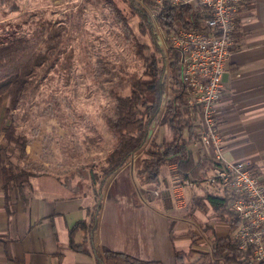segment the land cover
Here are the masks:
<instances>
[{
  "label": "trees",
  "instance_id": "obj_1",
  "mask_svg": "<svg viewBox=\"0 0 264 264\" xmlns=\"http://www.w3.org/2000/svg\"><path fill=\"white\" fill-rule=\"evenodd\" d=\"M86 3L103 11V18L121 42L129 46L132 64L110 59L98 48L90 51L85 46H82L80 59L74 56L72 42L78 37L75 21L81 22L80 30L83 31ZM146 6L154 9L153 0H82L66 7L68 11L63 13V21L52 23L39 18L32 23L8 21L0 24V98L7 97L5 112L10 120L3 130L6 146L17 148L22 156H28L27 147L35 139L27 137L25 130L19 127L30 120L31 112H43L38 113L42 117H63L68 127L79 128L86 123L84 113L76 110L66 91L75 63H81L86 74L112 103L103 121L114 142L105 152L99 171L91 170L89 175L94 204L86 210L87 219L69 231L71 248L87 253L88 246L95 264H162L106 248L98 253L94 246L106 181L144 146H147L145 158L137 171L142 185H159L161 171L174 164L180 180H190L197 187L205 188L204 196L193 200L192 207L205 212L211 209L216 220L227 224L232 231L238 225L228 209V192L220 186L214 190L206 186L207 177L213 168L220 166L219 163L208 157L196 159L190 148L199 137L189 115L196 109L187 105L179 54L172 49L164 54L155 27L156 23L166 34L179 28L201 29L205 17L200 7L164 4L155 11L153 21ZM132 18L136 19L135 27L130 23ZM55 79L62 84H57ZM154 124L164 128L159 141L156 136L149 138ZM35 132L33 130V134ZM83 143L88 152L98 147V143L87 136ZM1 167L5 186L17 179L15 166L7 159L1 162ZM78 231L83 232L81 246L73 241ZM194 256L197 259L190 262ZM174 264L254 263L237 249L229 235H213L209 250H174Z\"/></svg>",
  "mask_w": 264,
  "mask_h": 264
},
{
  "label": "crops",
  "instance_id": "obj_2",
  "mask_svg": "<svg viewBox=\"0 0 264 264\" xmlns=\"http://www.w3.org/2000/svg\"><path fill=\"white\" fill-rule=\"evenodd\" d=\"M264 0H246L238 18L237 31L231 37V56L222 74L224 93L217 103V128L224 141V156L229 162L256 169L264 185ZM164 54L166 50L162 47ZM7 97L0 98V264H95L91 249L74 251L69 231L87 219V208L94 204L89 175L93 168L79 166L66 170L24 171L14 158L7 157L3 130ZM198 132L203 130L200 112H189ZM164 128L151 127L149 138L159 141ZM144 146L106 181L102 192L94 246L98 253L110 249L141 260L174 264V250H201L213 235L232 236L225 223L216 220L211 209L206 212L192 207L193 200L204 196L205 188H184V205L164 191L155 198V189L171 184L176 166L171 164L160 173L159 185H142L137 177L145 158ZM194 157L212 158V149L194 143ZM15 166L16 180L5 186L1 162ZM38 160L33 157L32 161ZM44 165V164H43ZM179 177V176H178ZM127 192L119 203H130L120 211L116 203L107 208L112 191ZM201 231V237L200 232ZM171 233V236H170ZM203 234V235H202ZM82 244L83 232L73 238ZM180 244L183 247L180 249ZM209 250V249H207ZM133 252L134 255H133ZM203 251V250H201Z\"/></svg>",
  "mask_w": 264,
  "mask_h": 264
},
{
  "label": "built area",
  "instance_id": "obj_3",
  "mask_svg": "<svg viewBox=\"0 0 264 264\" xmlns=\"http://www.w3.org/2000/svg\"><path fill=\"white\" fill-rule=\"evenodd\" d=\"M171 7H200L204 15L201 29L179 28L172 34L164 33L155 23L158 43L165 50L172 49L179 54L181 80L187 90L188 106L200 112L203 130L199 133L200 145L212 149V158L220 166L212 169L206 179V186L224 188L229 195L228 209L238 221L231 238L237 249L254 264L264 263V185L256 169L229 162L224 156V141L217 128V103L224 93L221 81L225 64L231 56V37L237 31L238 18L246 0H153L154 9L149 14L155 18V11L162 5ZM264 38V24L261 27ZM195 185L190 180L182 181L173 174L166 189H155L154 196L164 191L172 194L180 205H184V188Z\"/></svg>",
  "mask_w": 264,
  "mask_h": 264
},
{
  "label": "rangeland",
  "instance_id": "obj_4",
  "mask_svg": "<svg viewBox=\"0 0 264 264\" xmlns=\"http://www.w3.org/2000/svg\"><path fill=\"white\" fill-rule=\"evenodd\" d=\"M76 1L82 0H0V24L8 21L14 23L31 21L32 23V20L36 22L39 18L51 20L52 23L63 21V13L68 11L66 7L71 3L74 5ZM15 8L16 11H14ZM146 9L148 12L150 11V8L147 7ZM84 10L85 20L83 24L85 29L83 31L80 30L81 22L75 21L78 37L76 41L72 42L75 50L74 56L80 59L82 46H85L90 51L98 48L102 55L108 56L110 59L132 64L133 57L129 52V46L121 42L122 39L103 18V11L90 3L85 4ZM34 21L33 23H35ZM130 23L135 27L136 19L132 18ZM55 80L57 84L61 83L59 79ZM66 91L76 110L84 113L86 123L79 128L68 127L65 126L66 119L63 117H42L38 113L43 112H31L30 120L24 121L19 127L25 130L27 137L35 139V142L27 147L28 156H22L17 148H10L8 149L9 153H6V156L14 158L16 164L19 165L18 167L24 168V171L47 172L66 170L72 167L78 168L79 166L99 171L105 152L113 145L112 135L107 131L103 121V115L108 113L112 103L103 89L98 87L96 82L86 74L79 62L75 63L72 78L66 86ZM21 115L24 117L23 113ZM33 130H36L34 134ZM86 136L98 143L97 149H89L90 152L86 150L83 143ZM33 157L38 160L32 161ZM123 195L127 196V192L112 190L107 195V208L116 203L119 212L129 209L128 204L130 203L125 201L119 203L118 201ZM154 197L158 198V196ZM199 233L201 236V231ZM204 245L207 247L204 246L199 249H210L209 241ZM178 247L181 249L183 245L180 244ZM132 253L134 255L135 252L132 251ZM196 259L197 256H194L190 262Z\"/></svg>",
  "mask_w": 264,
  "mask_h": 264
}]
</instances>
